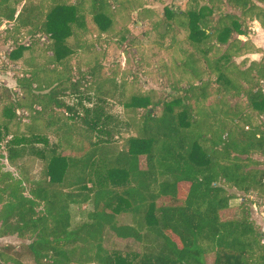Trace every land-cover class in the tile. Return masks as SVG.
<instances>
[{
	"label": "trees",
	"instance_id": "16d2710c",
	"mask_svg": "<svg viewBox=\"0 0 264 264\" xmlns=\"http://www.w3.org/2000/svg\"><path fill=\"white\" fill-rule=\"evenodd\" d=\"M239 5L0 0L4 58L23 65L14 88L0 85V237L25 241L0 247V264H264L251 217L264 90L236 61ZM123 31L146 37L132 55L156 88L108 67ZM108 233L138 250L106 248Z\"/></svg>",
	"mask_w": 264,
	"mask_h": 264
},
{
	"label": "rangeland",
	"instance_id": "374dc122",
	"mask_svg": "<svg viewBox=\"0 0 264 264\" xmlns=\"http://www.w3.org/2000/svg\"><path fill=\"white\" fill-rule=\"evenodd\" d=\"M3 27H1L2 29ZM0 29V30H1ZM116 39L119 40L120 46L113 51V49L111 51H109L110 53L105 56L104 60L106 61L108 67L111 69H116L119 65L121 66V68H124L125 70L131 71L132 74H127L128 78L131 79L135 74H137V78L138 79H134L135 81L133 82V84H136L138 86V88H142V89H148V88H156V86L150 82V79L147 78L146 76H139L140 73H138L137 71L142 67L136 66L134 60H133V50L134 47L136 46V44H142L141 48L145 49V45L147 44V40L146 37H143L141 34H136V32H127V31H123L122 33H120L119 35L116 36ZM10 48L7 47L5 44L2 43V41L0 40V85H5L9 88H14L15 87V80L20 76V67H23V65L20 63H12L10 62L8 59L4 58V55L6 56L8 50ZM142 51V50H141ZM144 52V51H142ZM146 52V51H145ZM144 52V53H145ZM26 57H28L27 53L25 54ZM84 59L88 60V61H92V57H85ZM128 63H127V62ZM158 90H162L160 88H158ZM81 93L83 95L84 92L81 91ZM85 97V96H83ZM65 101H67L68 103H73V98L72 97H68L65 99ZM95 101V97L92 98V102ZM108 108L110 110L111 113H113L114 115L120 116L124 121H130L132 122V120L134 119V117H137V114L133 113L131 114L130 112H126L124 110V108L120 105H117L115 102L113 101H109L108 102ZM142 112V111H141ZM139 112L138 115L141 113ZM153 112V111H152ZM155 112H159L158 109L155 110ZM126 136L125 134H123V137ZM51 141H55L54 138L50 137ZM5 163V161H4ZM40 169V164L36 163L33 167V171L32 173H35V175L39 172ZM168 203V201H160L159 204H166ZM234 215V214H233ZM119 222L121 224L123 223H129L130 222V218L126 215H122L119 218ZM25 241L18 239L17 237H5V238H1L0 237V247H4L6 245H13L14 247H16L17 249L20 247V245H22ZM105 247L110 249V250H118V251H122V252H127V251H137L138 247L137 244L131 240H126V241H122V240H118L115 238V236H113L112 234L108 233L106 234V238H105V243H104ZM206 262L208 264L211 263V256L207 257ZM25 263L26 264H33V261L31 258H26L25 259Z\"/></svg>",
	"mask_w": 264,
	"mask_h": 264
},
{
	"label": "crops",
	"instance_id": "0c3cea01",
	"mask_svg": "<svg viewBox=\"0 0 264 264\" xmlns=\"http://www.w3.org/2000/svg\"><path fill=\"white\" fill-rule=\"evenodd\" d=\"M240 17V40L242 54L236 59L241 62L242 69L254 74L247 81L254 83L253 87L261 86L264 90V0H240L239 10L234 11ZM246 58L245 62H242ZM250 77L252 74L250 73ZM251 217L264 234V201L253 206ZM15 237V236H5ZM3 237V238H5ZM2 238V237H1Z\"/></svg>",
	"mask_w": 264,
	"mask_h": 264
}]
</instances>
